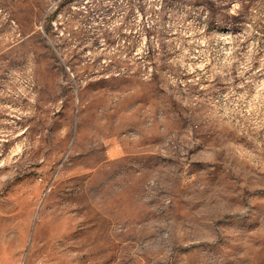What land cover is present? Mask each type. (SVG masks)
<instances>
[{
  "label": "rangeland",
  "instance_id": "rangeland-1",
  "mask_svg": "<svg viewBox=\"0 0 264 264\" xmlns=\"http://www.w3.org/2000/svg\"><path fill=\"white\" fill-rule=\"evenodd\" d=\"M0 264H264V0H0Z\"/></svg>",
  "mask_w": 264,
  "mask_h": 264
}]
</instances>
